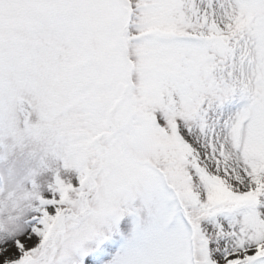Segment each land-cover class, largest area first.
<instances>
[{"label":"snow or ice","instance_id":"1","mask_svg":"<svg viewBox=\"0 0 264 264\" xmlns=\"http://www.w3.org/2000/svg\"><path fill=\"white\" fill-rule=\"evenodd\" d=\"M0 264H264V0H0Z\"/></svg>","mask_w":264,"mask_h":264}]
</instances>
